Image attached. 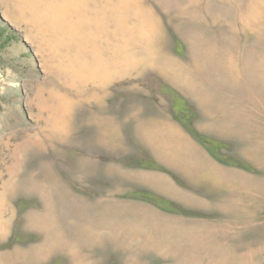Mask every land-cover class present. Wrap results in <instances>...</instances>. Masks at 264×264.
<instances>
[{"label":"rangeland","instance_id":"obj_1","mask_svg":"<svg viewBox=\"0 0 264 264\" xmlns=\"http://www.w3.org/2000/svg\"><path fill=\"white\" fill-rule=\"evenodd\" d=\"M0 264H264V0H0Z\"/></svg>","mask_w":264,"mask_h":264}]
</instances>
